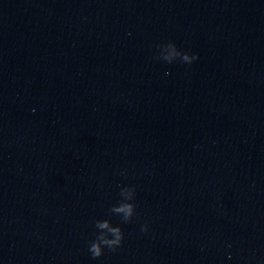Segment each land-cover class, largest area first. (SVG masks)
<instances>
[{"label":"water","instance_id":"1","mask_svg":"<svg viewBox=\"0 0 264 264\" xmlns=\"http://www.w3.org/2000/svg\"><path fill=\"white\" fill-rule=\"evenodd\" d=\"M179 49L198 59L166 63L0 220V264H264V0H215ZM122 187L128 223L110 214ZM104 219L123 245L92 259Z\"/></svg>","mask_w":264,"mask_h":264},{"label":"clouds","instance_id":"2","mask_svg":"<svg viewBox=\"0 0 264 264\" xmlns=\"http://www.w3.org/2000/svg\"><path fill=\"white\" fill-rule=\"evenodd\" d=\"M158 47L159 55L156 59L163 60L169 64L177 60L191 64L198 59L197 55L180 50L173 42H168ZM120 196L122 199L110 209V214L119 215L124 223H128L136 214V205L131 202L135 197V187H122ZM94 224L97 229L96 237L94 240L89 241L88 245V251L92 259H98L103 256L105 249L115 252L122 247L124 233L119 226H113L108 219L95 220ZM141 231L147 232L148 226H142Z\"/></svg>","mask_w":264,"mask_h":264}]
</instances>
